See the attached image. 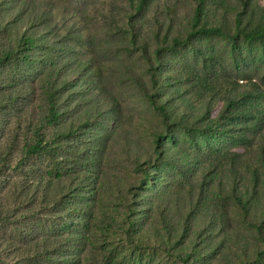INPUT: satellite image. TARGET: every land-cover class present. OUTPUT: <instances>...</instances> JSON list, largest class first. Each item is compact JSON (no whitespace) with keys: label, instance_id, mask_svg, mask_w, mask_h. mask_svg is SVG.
<instances>
[{"label":"rangeland","instance_id":"374dc122","mask_svg":"<svg viewBox=\"0 0 264 264\" xmlns=\"http://www.w3.org/2000/svg\"><path fill=\"white\" fill-rule=\"evenodd\" d=\"M137 2L0 0V26L15 21L8 30L2 26L0 50L27 26L34 25L43 40L33 53L42 63L24 77L26 69L17 70L15 64L17 52L0 62V264L22 261L32 244L31 229L58 227L67 235L82 216L90 219L89 229L76 233L73 242L54 239L61 244L49 252L47 264L62 259L71 264H184L180 256L190 247L218 254L219 264H260L256 254L264 250V234L252 224L242 226L223 199H209L210 213L217 218L221 210L229 214L223 222L232 226L222 237L220 227L197 231L182 224L168 231L161 217L168 202L178 200L175 207L182 209L187 193L196 195V181L211 162L223 159L221 149L241 154L240 167L245 164L262 176L252 201L264 224V99H256L255 118L242 116L244 105L234 111L229 104L252 86L264 92V41L234 39L240 12L248 30L264 26V0H210L202 24L223 33L193 36L177 50L163 38L170 36L171 42L177 35L190 36L196 0H151L141 14ZM134 27L144 40L140 45L130 44ZM158 48L165 49L163 55L155 54ZM159 79L166 82L173 112L185 120L175 124L173 133L151 101L159 99ZM17 90H22L20 97L12 102ZM53 113L58 115L55 128L73 132L67 141L42 121L43 114ZM209 125L219 133L210 132ZM35 128L51 145L28 156ZM242 134L245 140L239 139ZM157 140L171 151L165 162L155 153ZM143 169L149 175L145 180ZM234 174L224 170L218 180L224 185ZM49 179L54 183L48 185ZM130 209L133 226L127 219ZM171 216L173 222L179 218L178 212ZM176 229L180 236L167 240Z\"/></svg>","mask_w":264,"mask_h":264},{"label":"trees","instance_id":"16d2710c","mask_svg":"<svg viewBox=\"0 0 264 264\" xmlns=\"http://www.w3.org/2000/svg\"><path fill=\"white\" fill-rule=\"evenodd\" d=\"M151 0H138L137 2V12L138 14L145 13L146 8ZM210 0H196L197 2V8L194 16V24H193V30L189 37H183L180 35L174 36L171 38L170 42V36H165L163 38L164 43H168L171 45V48L174 50L179 49L180 47H183L185 44H188L192 42L193 36H206V37H212L214 34L223 33L221 28L217 27H209V24H202L203 20L207 17V10H208V3ZM134 17L132 16L130 18L131 25L134 26ZM244 15L242 12L238 15L236 19V34L234 36V39L237 41L238 39H245L247 41H256L263 43L264 41V26L257 25V27L248 30V28L244 27ZM15 21H7L4 24H1L0 26V33L2 32L1 28L2 26L5 29H9L13 26V23ZM158 40H161L162 34L158 33L155 35ZM129 40L130 44H139L141 43V36L137 33L136 27H134L131 30V33L129 34ZM12 44L6 48L0 50V62L3 61V59H6V61H10L13 59L15 53L16 58L18 62L16 61V67L17 70L23 71L25 68V73L22 72V77H24L27 73L33 71L35 68V65L39 62L42 63V60H37L33 53L38 50L40 45L43 43V40L41 37H39L36 33V30L34 29V25L27 26L22 32H14L11 39ZM165 49L164 48H158L155 52L157 55H163ZM263 51H264V45H263ZM15 52V53H14ZM53 65L52 67H54ZM19 77V76H18ZM15 80V79H14ZM49 82V81H48ZM165 81L159 79L155 82L157 89L159 92V99H155L154 97H151V101L153 103L154 108L160 113L163 120H165L166 123L170 124L171 128L170 131L173 133L175 124L180 125L185 120L181 117H178L176 113L173 112L172 108L168 104V94L166 93L165 89H167V85L164 83ZM47 84V83H46ZM48 85H51L50 83ZM237 85V84H236ZM238 86V85H237ZM230 93H233L235 91L234 88H230ZM258 89H256L255 86H252L247 90V93L241 94L240 96L236 95L230 100L229 104L231 108L235 111L238 106L244 105V110L242 111V116L244 118H255L256 116L253 113V109L255 106L256 99H264V92L258 93ZM22 90H17V92H13L11 94V101H16L20 96L19 93H21ZM49 94L50 103L53 104L52 99L54 98V94L51 92V90L47 91ZM253 95V96H252ZM23 97V96H22ZM3 98L0 97V100ZM4 103H7L5 100H3ZM58 114V113H57ZM57 117L55 113L45 115L43 114L42 121L45 122L48 126H54V132L59 133L60 131L55 128V122L53 120V117ZM223 115H220L219 117H222ZM175 119V120H174ZM177 121V122H174ZM187 122V120H186ZM173 128V129H172ZM207 129L210 132L219 133L215 130V125H209L207 126ZM33 134V137L35 139V143L28 148L27 154L28 156H33L39 153H44L45 149L50 147V142H45L46 138H44V135L41 133L40 129H33L31 131ZM73 132L66 133L64 131L60 132L58 134L61 138H63L65 141H67L69 138H71ZM45 140H44V139ZM247 136L239 137L241 140H245ZM156 154L157 158L163 159V162L169 159L168 155H171V151H166L165 144L161 142V140L156 141ZM218 152L220 154H224L223 159L216 162H211L209 164V169L204 170L203 177L197 182L196 181V195L191 191L190 194L187 193L185 197V202L183 204V208L180 209L177 206L175 207L177 201H171V204L166 205L167 209L163 213L162 224L163 226L169 231V228H176L179 226H182V224L189 225V228H192L193 230H205L212 228L216 232V229H225L223 235L226 234L227 229L232 225H226L224 224L223 220L224 218L229 216L226 212L224 213L221 210L222 215L217 218L212 213L209 212V199L213 198L211 196H214L218 199H223V204L226 206H232L235 212V215L238 216L241 220L240 224L242 226H249V224H252L255 226L256 230L264 234V224H259L260 219L262 215H258L257 212H260V209H258L253 204V196L256 197L257 189L262 184V176L259 174L258 170H253L252 167L246 166L245 164L240 167V163L242 162V155L237 153H231L229 152L223 153L221 149H218ZM183 153V152H182ZM188 158V157H187ZM188 160V159H186ZM211 167H214L215 170L211 169ZM224 170H231L233 173H235L232 178L226 182L224 185L219 182V172H222ZM143 179L148 178L147 170L143 169ZM244 177H242L240 180H238V177L242 174ZM32 176V175H31ZM33 185L35 186L36 180L32 181ZM50 183H54L51 179L48 181V185ZM199 183V184H198ZM214 184H217L219 186L218 191H211V188ZM223 185V186H222ZM187 186V185H186ZM50 187V186H48ZM211 191V192H210ZM59 205V204H58ZM57 205V206H58ZM229 210V209H228ZM255 210L257 212H255ZM70 211L75 212L76 211L72 208ZM133 209H130L127 215L128 221L133 226L135 223L131 217V212ZM85 212V211H84ZM88 212V211H87ZM178 212L179 218L173 222V218L171 214H175ZM71 216H74V213L71 214ZM85 217L88 216H82V219L79 223H76L77 227L73 228L69 233L66 235L64 234V231L60 230L57 232L58 227H44L42 231H40L39 227L37 228V232L35 229H31L29 236H32L29 240L32 241L31 247L27 249V253L25 255H22V261L17 264H43L39 263V259H45V264H47L51 259L49 252L53 249H55L58 245L61 244H55L54 239H59L62 236L66 238L63 241V244L71 241L72 237L75 236L76 233L81 232L84 233L85 229L86 231L89 229L91 221L88 219L86 221ZM173 222V223H172ZM249 222V223H247ZM239 224V225H240ZM220 227V228H218ZM251 231H253V228H251ZM127 233H131L130 229L128 228ZM218 233V232H217ZM78 236V235H76ZM180 236V231L178 229L171 230L169 233V236L167 237V240L177 239V237ZM63 238V237H62ZM210 239V238H209ZM204 240L202 244L208 243V240ZM264 242V240H263ZM52 243V244H51ZM8 244L11 248H16L18 250V245L13 239L8 240ZM212 247V243H209V248ZM42 248L48 249L47 251H40ZM184 248V247H181ZM193 247H190V251H187L184 253L183 256H180L181 261L184 264H219L218 258L219 255H212V253L203 254L202 251H199V253H196L195 249L192 250ZM203 250V249H200ZM36 251V252H35ZM198 251V250H197ZM35 252V253H33ZM39 252V253H38ZM24 254V253H23ZM256 256L258 257V262L260 264H264V250H260L257 252ZM112 259V257H111ZM213 260H215L213 263ZM57 264H71V261L69 259H62ZM105 264H117L116 261L111 260L110 263Z\"/></svg>","mask_w":264,"mask_h":264}]
</instances>
